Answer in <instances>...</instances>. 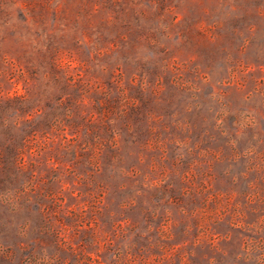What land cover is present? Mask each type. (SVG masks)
Returning a JSON list of instances; mask_svg holds the SVG:
<instances>
[{"label":"rangeland","instance_id":"374dc122","mask_svg":"<svg viewBox=\"0 0 264 264\" xmlns=\"http://www.w3.org/2000/svg\"><path fill=\"white\" fill-rule=\"evenodd\" d=\"M0 264H264V0H0Z\"/></svg>","mask_w":264,"mask_h":264}]
</instances>
